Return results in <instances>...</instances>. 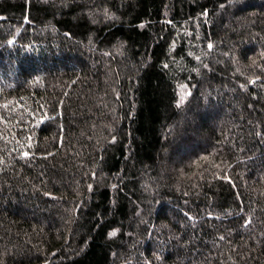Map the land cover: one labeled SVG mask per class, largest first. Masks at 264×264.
Instances as JSON below:
<instances>
[{"label": "trees", "instance_id": "16d2710c", "mask_svg": "<svg viewBox=\"0 0 264 264\" xmlns=\"http://www.w3.org/2000/svg\"><path fill=\"white\" fill-rule=\"evenodd\" d=\"M0 264H264V0H0Z\"/></svg>", "mask_w": 264, "mask_h": 264}, {"label": "snow or ice", "instance_id": "6c2138e0", "mask_svg": "<svg viewBox=\"0 0 264 264\" xmlns=\"http://www.w3.org/2000/svg\"><path fill=\"white\" fill-rule=\"evenodd\" d=\"M9 43H11V41L9 42ZM209 47H211V45H209ZM25 155H27V153H25ZM110 235H116V233L115 232H113V233H111Z\"/></svg>", "mask_w": 264, "mask_h": 264}]
</instances>
